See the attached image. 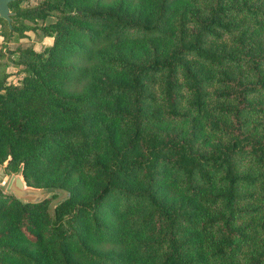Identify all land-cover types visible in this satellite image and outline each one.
I'll return each instance as SVG.
<instances>
[{
  "label": "trees",
  "instance_id": "obj_1",
  "mask_svg": "<svg viewBox=\"0 0 264 264\" xmlns=\"http://www.w3.org/2000/svg\"><path fill=\"white\" fill-rule=\"evenodd\" d=\"M22 1L4 43L51 15L53 42L9 50L0 163L70 195L53 218L0 191V264H264L262 3Z\"/></svg>",
  "mask_w": 264,
  "mask_h": 264
},
{
  "label": "rangeland",
  "instance_id": "obj_2",
  "mask_svg": "<svg viewBox=\"0 0 264 264\" xmlns=\"http://www.w3.org/2000/svg\"><path fill=\"white\" fill-rule=\"evenodd\" d=\"M40 0H23L20 3V6L26 7L34 5ZM262 3L264 6V0H257ZM55 21V16H47L44 20L37 19L36 21H25V25L28 28L23 32V34L14 33L11 37V40L4 43L2 41V36H0V47L3 46L4 55L1 57V66H0V84H20L22 82L23 77L28 74V69L23 65L16 64L17 62V53H12L9 50H14L17 47H33L36 50H42L44 47L52 44L53 36L48 35L45 30H43L44 25L52 23ZM1 28V24H0ZM3 29V28H2ZM187 122L180 120H172L165 119L163 121V126L170 128H175L177 130H181L183 133L187 130ZM222 138L221 135L212 134L208 132L206 129L202 130L200 140H204L202 142V148L208 146L209 143L214 142L215 140ZM16 174V171H13L11 168L7 166V162L0 163V191L4 194H10L8 190L9 183L12 177ZM64 196L61 194H54L48 199V208L47 210L50 213V216L54 218V206L58 199H61ZM52 204V206H51ZM249 219H244L243 222L248 221ZM253 222L256 221V217L251 218ZM254 227V226H253ZM261 239L260 234L252 228V240L250 244H247L243 247V252L251 249L255 246L256 242ZM242 254L237 257V261L241 262Z\"/></svg>",
  "mask_w": 264,
  "mask_h": 264
},
{
  "label": "water",
  "instance_id": "obj_3",
  "mask_svg": "<svg viewBox=\"0 0 264 264\" xmlns=\"http://www.w3.org/2000/svg\"><path fill=\"white\" fill-rule=\"evenodd\" d=\"M12 1L14 0H0V18L6 21L9 29L12 28V12L9 7L10 2ZM8 190L14 198L23 204L41 203L48 200L54 194L63 193L64 196L53 203L54 208L62 201L66 200L70 195L66 189L61 187H35L28 185L23 175V164L20 165L16 174L12 177Z\"/></svg>",
  "mask_w": 264,
  "mask_h": 264
},
{
  "label": "crops",
  "instance_id": "obj_4",
  "mask_svg": "<svg viewBox=\"0 0 264 264\" xmlns=\"http://www.w3.org/2000/svg\"><path fill=\"white\" fill-rule=\"evenodd\" d=\"M1 36V35H0ZM2 41H3V38H2Z\"/></svg>",
  "mask_w": 264,
  "mask_h": 264
}]
</instances>
